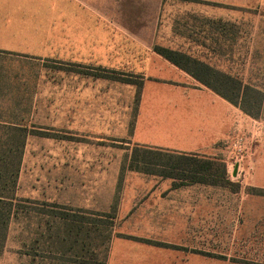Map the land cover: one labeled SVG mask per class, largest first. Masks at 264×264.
Listing matches in <instances>:
<instances>
[{"label":"rangeland","instance_id":"1","mask_svg":"<svg viewBox=\"0 0 264 264\" xmlns=\"http://www.w3.org/2000/svg\"><path fill=\"white\" fill-rule=\"evenodd\" d=\"M79 1L112 36L110 63L56 56L1 59L0 74L20 91L14 98L12 93L0 97V121L19 123L29 133L16 191L20 201L13 207L0 264L106 263L111 240L122 227L117 211L121 202V212L132 203L129 191L122 200L124 185H143L126 176L138 146L131 136L139 94L146 89L143 107L149 108L165 107L176 97L159 80L143 83L147 60L163 58L159 50L189 56L263 97L259 119L235 106L233 131L215 157L227 172L225 184L213 190L211 237L165 248L190 250L191 264H264V0ZM102 42L107 45L108 37ZM177 59L237 102L234 84ZM155 66H150L155 77L177 79ZM106 75L125 81L100 77ZM179 103L188 104L184 98ZM4 127L0 123V145L14 137ZM62 175L70 187L79 181L85 192L97 189L100 181L102 196L110 191L108 199L90 209L49 202L45 192L58 188Z\"/></svg>","mask_w":264,"mask_h":264},{"label":"crops","instance_id":"2","mask_svg":"<svg viewBox=\"0 0 264 264\" xmlns=\"http://www.w3.org/2000/svg\"><path fill=\"white\" fill-rule=\"evenodd\" d=\"M106 37L109 39L107 45L102 42ZM111 39V34L101 30L94 12L79 0H0L2 65L3 57L10 60L19 55L56 56L67 61L108 64L115 57ZM162 59L147 60L143 83L159 80L171 88L170 92L176 97L173 96L165 107H143L147 91L142 89L131 139L140 146L217 157L233 131L237 108ZM153 65L158 73L168 69L177 75V79L164 81L155 77L150 70ZM10 80L4 72L0 74V97H9L10 93L13 98L19 96V88H11ZM181 98L188 104H180ZM0 123L20 126L19 123ZM80 175L83 178L84 172L80 171ZM126 176L143 185L128 186L127 182L124 185L122 200L129 191L132 203L121 212V202L117 211L122 227L111 240L106 264H191L190 250L152 246L125 236L176 247L208 240L212 233L213 190L218 187L201 184L174 186L170 179L153 180L156 178L133 171H127ZM63 177L65 175L56 181L58 188L46 190L45 197L49 202L90 209L101 208V200L108 199L110 191L102 196L100 181H97V189L85 192L79 189L83 185H78L79 181L73 188Z\"/></svg>","mask_w":264,"mask_h":264},{"label":"trees","instance_id":"3","mask_svg":"<svg viewBox=\"0 0 264 264\" xmlns=\"http://www.w3.org/2000/svg\"><path fill=\"white\" fill-rule=\"evenodd\" d=\"M159 53L164 59L172 63L174 66L180 70H183L234 106L240 108L246 115L254 119L260 118L259 111L261 110V104L263 102V97L260 91L250 86H243L240 81L231 78L230 76H226L225 74L219 73L212 67L204 63H200L184 54L170 50H159ZM178 57L183 58L187 63L200 67V69L209 74H213V76L218 79L220 77L223 78L227 83L234 84L236 87L235 90L237 92V97L239 98L237 102L224 95L217 87L210 84V81L188 69L186 65L177 59ZM100 77L125 81L123 79L108 75ZM141 86L142 84H140V89ZM252 99H255V101L252 102ZM252 107L257 108V111L255 112L254 110H251ZM19 125L20 126L17 127L4 124V126H6L4 128L11 131L14 137L8 140L6 143L0 145V254L4 248L6 231L9 221L12 217L14 204H17L20 201L16 196V191L24 149L29 132L25 126L21 124ZM129 165L130 167L128 169L132 171L146 175L158 176L163 179H173L174 186L196 184L223 186L226 181V165L221 161V159L207 158L199 154L183 153L156 147L138 145L135 146V149L131 154V161ZM178 181H180V183ZM26 202L31 203L32 201ZM53 207L68 210L58 206ZM99 215L107 216L111 220L115 219V216L111 214ZM125 238L134 239L135 241L158 247H172L168 244L150 240H141L127 236H125Z\"/></svg>","mask_w":264,"mask_h":264}]
</instances>
